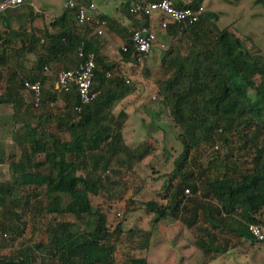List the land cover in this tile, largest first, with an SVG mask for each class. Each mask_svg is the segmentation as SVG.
<instances>
[{"label": "trees", "instance_id": "16d2710c", "mask_svg": "<svg viewBox=\"0 0 264 264\" xmlns=\"http://www.w3.org/2000/svg\"><path fill=\"white\" fill-rule=\"evenodd\" d=\"M137 1L122 0L120 16L98 10L129 45L128 51L120 48L124 62L138 63L148 54L140 58L131 41L134 28L151 24L150 16L131 12ZM175 1L197 6L205 0ZM25 2L0 10V163L10 171L8 179H0V245L20 235L24 213L72 217H52L45 238L22 241L15 251L0 253V264H153L134 249L148 248L163 221L192 224L199 209L210 224L202 228L211 237L199 242L206 252L203 264H218L226 253L212 226L221 224L250 239L248 247L264 242L250 228L258 223L264 230L262 45L251 34L221 26L220 12L210 8L196 21L169 22L164 28L165 35L177 40L161 52L157 98L168 108L183 149L163 182L162 198L141 201L151 225L127 229L132 248L121 258L124 222L113 227L96 198L118 199L131 179L139 191L145 178L138 167L154 155L156 139L134 145L126 140L128 113L123 108L115 114L114 107L132 84L117 67L121 60L102 50L96 24H81L77 8L66 3L50 22L56 30L48 25L28 29L43 13ZM255 2L264 6V0ZM91 52L96 55L92 90L97 94L83 103L75 86L58 89L55 83L62 70L79 66ZM37 79L43 83L38 105L25 86L26 80ZM5 139H12L20 152L7 151ZM28 186L32 199L22 194Z\"/></svg>", "mask_w": 264, "mask_h": 264}, {"label": "rangeland", "instance_id": "374dc122", "mask_svg": "<svg viewBox=\"0 0 264 264\" xmlns=\"http://www.w3.org/2000/svg\"><path fill=\"white\" fill-rule=\"evenodd\" d=\"M25 1L24 6L31 4L36 8L45 10L48 14H54L61 11L66 0ZM121 1L114 0L113 5L110 6H107L104 0H95V3L98 7L100 5L102 9L113 14L117 12L115 10L116 5L120 4ZM203 5L205 8L220 12L219 24L221 26L228 25L237 33L251 34L253 40L259 42L264 50V6L261 3H256L255 0H205ZM39 20L41 22V18ZM102 28L103 33L98 31L97 33L103 45H112V49L108 50V57L113 60H121L122 40L119 43L113 41L111 37L113 30L106 23ZM156 31L158 39L147 56L142 57L138 63L121 60L117 66L125 72L132 84L130 93L118 100L114 107L115 114H118L123 108L128 113L123 127L126 140L134 145L144 138L151 137L156 139L158 145L154 155L149 156L138 167L145 178L139 191H135L137 184L131 179L127 182L126 190L118 199L104 195L96 198V202L107 211L113 227L120 220L124 222V230L119 238L118 254L120 257L132 248L127 229L151 225V215L140 206L141 201L163 196V193L166 192L163 182L165 183V178L174 168V159L179 158L178 153L183 149L182 140L176 136L178 128L172 120L168 108L162 106L157 98V83L161 76L160 55L162 50L168 48L174 38L165 35L164 29L158 26H156ZM247 44L254 47L250 41ZM4 142L7 151L20 152L19 147L12 139H5ZM181 171L184 170L177 171L178 174ZM9 177L8 165L1 162L0 179L5 180ZM22 194L28 195V198H33L29 186ZM131 197L136 201L132 202ZM129 207L132 210H129ZM119 212L121 213L119 214ZM203 212L199 209L197 220L190 225L185 224L181 219L163 221L153 233L150 246L146 249L134 250L139 255H146L153 264H203L206 252L199 242L208 237L202 227L210 226L208 221L204 219ZM54 215L51 213L40 214L34 218L30 212L24 213L23 219L26 223L21 224L23 228L20 235L14 241L10 239L9 244L0 245V253L15 251L22 241L45 238V226L52 217L61 219L72 217L68 214L66 216ZM214 227L212 226L213 230L218 233V244L226 248V253L221 255L224 259L218 258V264H264V242L248 247L250 239L238 236L221 224ZM3 235L5 237L10 236V234L6 236L5 233ZM208 238L207 240L210 242L211 237ZM130 245L131 248H128Z\"/></svg>", "mask_w": 264, "mask_h": 264}, {"label": "built area", "instance_id": "2783aa9c", "mask_svg": "<svg viewBox=\"0 0 264 264\" xmlns=\"http://www.w3.org/2000/svg\"><path fill=\"white\" fill-rule=\"evenodd\" d=\"M25 2V0H2L0 1V10ZM70 6L77 8L78 20L81 24H96L95 30L103 33L102 26L105 20L99 16L98 6L92 1L90 3H80L78 0H68ZM205 6L203 4L178 5L175 0H141L135 2L130 10L138 17L148 15L151 17V24H143L133 29L131 41L134 50L139 52L140 58L144 53L152 50L157 39L156 26L164 29L169 22L175 21H196L203 14ZM157 22V25L155 24ZM125 51L129 50V45L125 42L121 44ZM96 55L94 52L88 54L86 60L79 66L62 70L56 80L55 87L58 89L70 90L74 86L77 88L81 101L83 103L91 102L97 92L92 90V78L96 67ZM126 82L130 83V78L125 76ZM26 90H31L34 94L35 104L38 105L42 95L43 83L40 79L25 81ZM80 108V107H79ZM189 191V188H186ZM251 231L259 238H264L262 225L258 223L250 224Z\"/></svg>", "mask_w": 264, "mask_h": 264}, {"label": "crops", "instance_id": "0c3cea01", "mask_svg": "<svg viewBox=\"0 0 264 264\" xmlns=\"http://www.w3.org/2000/svg\"><path fill=\"white\" fill-rule=\"evenodd\" d=\"M105 1V4H107V6H110V5H113V1L114 0H104ZM67 3V0L65 1V4ZM64 4V5H65ZM118 7H119V4H117L116 5V9L115 10H117V12H115V13H113L114 15H116V16H120L119 15V12H118ZM35 8V10L36 11H41L42 13H43V15H40V16H38L33 22H31L30 23V26H29V28L28 29H30L32 26H37V27H43V26H45V25H48V27H49V29L50 30H52V31H54V30H56L57 29V27L56 26H52L51 24H50V22L55 18V16H57L61 11H59L58 13H54V14H48L45 10H43V9H40V8H36V7H34ZM62 10V9H61ZM98 10H99V12L100 11H105V12H108V11H106V10H104V9H102L101 8V6L99 5V7H98ZM41 18V22H40V19ZM122 22H124L125 24L127 23V22H130L131 20H129V19H120ZM112 36V39H113V41H115V42H117V43H119L121 40V42L123 43L124 41H123V39H122V37L119 35V34H117L115 31H112V34H111ZM112 47V45L111 44H109V46L107 45H103V47H102V50L106 53V54H109V52H108V50H110V49H112L111 48ZM112 59V58H111Z\"/></svg>", "mask_w": 264, "mask_h": 264}]
</instances>
